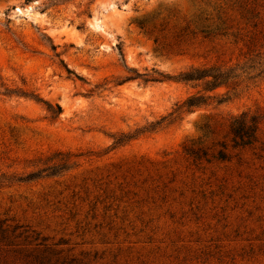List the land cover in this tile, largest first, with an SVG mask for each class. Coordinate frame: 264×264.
<instances>
[{"label":"rangeland","instance_id":"rangeland-1","mask_svg":"<svg viewBox=\"0 0 264 264\" xmlns=\"http://www.w3.org/2000/svg\"><path fill=\"white\" fill-rule=\"evenodd\" d=\"M250 56L264 59V0H0V222L46 237L57 264H264V75L191 111L176 107L208 92L162 77ZM243 111L263 118L258 141L232 148ZM15 243L0 264H36Z\"/></svg>","mask_w":264,"mask_h":264},{"label":"trees","instance_id":"trees-1","mask_svg":"<svg viewBox=\"0 0 264 264\" xmlns=\"http://www.w3.org/2000/svg\"><path fill=\"white\" fill-rule=\"evenodd\" d=\"M199 13L198 17L201 19ZM155 19V17L153 18ZM219 19V18H218ZM208 20L206 17L203 18V21ZM140 27L145 29L149 34L158 31L161 32L164 29V23H159L158 27L156 25H150L146 27L144 24H140ZM188 26L181 28L177 36L195 34L196 31L188 30ZM216 31H221L219 27L216 28ZM198 32L204 37H209L213 34L208 26H201L198 29ZM135 71V70H132ZM70 72V71H68ZM162 75V74H159ZM264 75V59L261 60L259 56H250L246 63L242 66H208V67H197L190 66L187 69L179 72L176 75H162L165 79H172L176 82H180L190 87L202 86V91L208 92V94H201L200 91L188 96L183 102L177 105L176 109H182L184 111H191L194 108L200 107L202 105L208 104L209 101L221 102L229 99V92L231 94L235 93V89L244 79L250 80ZM135 78V77H133ZM155 80V79H151ZM148 81L145 79L144 82ZM218 87L229 88L223 94L211 93L214 89ZM38 102H42L46 106V110L49 113L50 118H56L61 112L62 109L59 104L55 103L54 105L50 102L39 98L38 96H32ZM262 117L257 113H252L250 111H243L238 115H235L231 118L229 124V133L231 136L232 148L251 146L258 141V133L262 124ZM163 118L153 124V126L158 125L162 122ZM132 134H122L117 139H115L114 144H119L125 140H128L132 137ZM221 148L217 150L216 153L212 154V158L215 159H226V146L220 144ZM187 154L192 157L193 161H198L202 157H206L207 153L203 152L200 149L188 148L186 149ZM208 161V158H207ZM67 160L61 158L58 162L53 163L52 165L39 170L32 171L26 175L22 176H12L9 178V181L17 182H27L40 177V174L44 170H48L49 174H56L60 171L66 170ZM23 227V225H15L13 227L4 226L3 222H0V242L6 245L16 244V238L23 236V240L32 246V249L26 251L25 256L30 258V260L36 264H57L58 259L55 262L52 261L53 256L57 254L52 246L53 244H48L47 238L40 236L39 232H36L33 229L24 226V230L16 233L18 228ZM61 264H64L62 260ZM71 262H69L70 264ZM67 264V263H66Z\"/></svg>","mask_w":264,"mask_h":264},{"label":"bare ground","instance_id":"bare-ground-1","mask_svg":"<svg viewBox=\"0 0 264 264\" xmlns=\"http://www.w3.org/2000/svg\"><path fill=\"white\" fill-rule=\"evenodd\" d=\"M19 9V8H18ZM21 10V9H20ZM19 11V10H18ZM20 12V11H19ZM98 22V21H97ZM97 26H98V24H97ZM101 26V25H100ZM98 28H100V27H98Z\"/></svg>","mask_w":264,"mask_h":264}]
</instances>
